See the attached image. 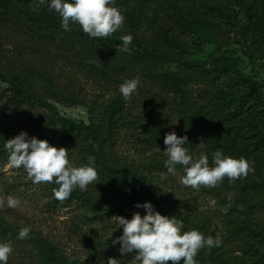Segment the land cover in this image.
Segmentation results:
<instances>
[{
    "label": "trees",
    "instance_id": "obj_1",
    "mask_svg": "<svg viewBox=\"0 0 264 264\" xmlns=\"http://www.w3.org/2000/svg\"><path fill=\"white\" fill-rule=\"evenodd\" d=\"M129 2L116 0L115 6L124 10L125 20L131 23L134 10L129 8ZM169 3L177 16L173 26L160 24L155 29L145 23L144 34L148 38L145 39L144 34L133 38L132 43L138 51L131 57L140 70L132 77L141 75L147 87L142 92L151 97L155 106L162 108L167 105L181 115L187 132L180 135L188 137L186 147L194 160L201 153L209 154L211 166L210 153L221 150L225 155L244 157L251 162L253 171L246 177L233 182L225 177L216 187H207L208 193L221 207L225 230L222 233L217 229L213 214L192 215L191 212L177 210V202L157 189L153 173L154 170H167L164 163L167 159L162 151H166L163 140L168 131L154 118L155 106L134 110L133 102L125 100L118 92L108 100H95L88 107L87 121H74L60 115L29 83L6 72L0 76L1 82L6 84L0 92V104L4 111L0 114L2 151H5L3 146L7 139L25 131L29 136L47 140L58 148L75 146L79 150V161H74V165L85 164L87 157L93 156L98 171L96 182L84 191L75 189L62 202L53 198L55 184H34L30 179L21 183L27 188L21 186L18 189L16 182L3 183L1 192L6 196L10 193L22 195L26 190L37 195L34 189L30 190L34 187L40 191L38 195L46 198L44 207L47 210L61 206L69 208L72 213L68 218L69 233L87 247L83 253L85 259L75 250L67 252L60 242L33 224L7 216L4 208L0 209V241H10L14 249L8 264H107L110 257L125 260L123 264H131L132 254L121 255L119 244L112 245L108 239L96 242L89 236V228L94 223L104 224L111 216L124 213L121 205L110 206L91 194L94 187L103 189L108 182L130 189L132 199L138 193L153 204L171 211V216L183 222L184 231L195 229L205 237L220 241L218 247L201 249V256L214 257L221 264H264V99L259 92L261 83L244 73L238 63L229 57H217L210 64L188 59L191 53L189 44L196 52H201L207 42H217L219 37L224 36L229 38L233 33V36H238L237 43L250 62L264 61V0H169ZM236 9L241 11L245 20L239 31ZM19 14L35 27L44 22L50 29H61L59 15L49 10L47 2L37 9L36 0H0V21L4 24L8 16ZM188 17L201 21H194L192 27L185 20ZM70 27L79 43H105L115 39L113 35L90 38L78 24H70ZM35 29L24 34L28 37L25 44L32 52L42 54L54 46V58H64L69 66H79L83 61L82 54L74 45L54 42L49 34H39ZM183 36L187 39L183 40ZM166 59L181 63L187 72L178 75L155 70V66ZM28 66L34 72V82H42L48 92L55 89L61 71L53 72L51 63ZM88 66L93 76L101 75V81H111L108 72L100 66L93 63ZM19 113L29 114L30 119L36 122L34 126L30 129L14 126L10 117ZM125 135H128L129 141L151 152L146 163L127 166L125 161L118 159L115 155L116 142ZM0 158L8 160V153L0 152ZM176 167L184 175L183 167ZM25 226L31 227L29 238L17 239L19 230ZM98 243L108 248L102 250Z\"/></svg>",
    "mask_w": 264,
    "mask_h": 264
},
{
    "label": "rangeland",
    "instance_id": "obj_2",
    "mask_svg": "<svg viewBox=\"0 0 264 264\" xmlns=\"http://www.w3.org/2000/svg\"><path fill=\"white\" fill-rule=\"evenodd\" d=\"M128 4L129 8L134 10L133 21L130 23L125 20L123 27L113 34L115 39L105 43H91L89 41H80L79 43L71 30L64 31L62 28L58 30L50 29L44 22H41L38 27H35L23 15L8 16L6 24L0 21V72H2L0 76L6 72L7 74L19 76L24 82L33 86L36 92L45 101L51 103L63 117L74 121H87L88 107L93 104L95 100H108L114 94L120 92V85L126 79L134 78L132 75L140 70L131 57L133 53L138 51L137 47L131 42L128 52L121 51L122 41L120 37L123 35H131L133 40L135 36L139 37L144 34L145 28L143 24L146 23L149 28L153 27L157 29V26L160 24L164 26H173L177 18L169 5V0H130ZM236 11L238 12L237 31H239V28L245 20L241 11H238V9H236ZM185 20L189 26L194 27L193 22L200 19L188 17L185 18ZM32 28H36L35 31L39 34H49L54 38L52 39L54 42H64L68 46L74 45L82 54L83 61L79 66H69L67 60L64 58H54V54H52V52H54V46H51L48 52H43L42 54L32 52V49L25 44L28 37L24 35L25 32L30 31ZM147 38L148 35H145V39ZM182 39L186 40L187 37L183 36ZM237 40L238 36H233V33H230L229 38L224 36L219 37L217 42H207L202 46L201 52H196L195 48L189 44L188 50H190L191 53L188 55V59H194L206 64H210L213 59L220 56L233 59L238 63L240 69L244 73L250 74L255 80L261 83L259 92L264 99V61L250 62L242 53ZM146 44L149 43L146 42ZM162 47H164V44ZM40 62L44 65L51 63L53 72L55 73L61 71L59 80L55 82L56 87L52 92L46 91L42 86V82H34L32 79L34 72L28 65H37L40 64ZM89 63L100 66L103 70L108 72L111 81H101V75L98 77L93 76V74L89 72ZM62 70H64L63 73ZM155 70L178 75H183L187 72V69L182 66L181 63L171 61V59H166L158 63L155 66ZM100 72L102 71L100 70ZM138 76H140V83L137 91L128 100L133 102V107L135 106L134 110H139L140 107H154L155 104L151 100V97L142 92V90L147 89V87L144 85L141 75ZM5 88L6 84L1 82L0 79V92ZM168 107L167 105H163L162 108L160 106H155V111L153 113L154 118L160 126L165 128L168 132L174 131L178 136L180 134H186L187 128L181 121V115H179L175 108L170 109ZM1 112L4 111L0 104V114ZM30 118L31 117L27 113H19L17 116H11L10 122L17 128L22 127V129H26L28 127V129H30L34 126V123H36ZM125 136L116 142L115 155L118 159L121 162L122 160L123 162L125 161L127 166H129L128 164L136 165L146 163L151 152L142 149L140 144L129 141L128 135ZM65 149L68 150L71 163L75 164L74 161H79V156H77L79 150L75 146H68L65 147ZM0 152L5 153L1 148ZM162 155L164 158L168 159L166 151H162ZM153 174H155V176H153V181L157 189L166 197L177 202V210L180 209L185 212H191L192 215L196 213L213 214V222L217 226V229L221 230L223 233L225 230V219L222 215L221 207L218 206L217 202L208 193L207 187L201 186L199 189H193L184 186L180 183L182 174L176 166L175 170L171 173L168 172V170L162 172L161 169L154 170ZM27 180L30 179L24 170H21V168H12L8 160L0 158L1 198L6 196L3 191L1 192L3 183H18L17 188L20 189L22 186L21 183L24 184ZM106 186L107 187L103 189L94 187V189L91 190V194L110 206L121 205L124 213L117 215L131 218L132 213L135 211L144 214L142 208L137 209L134 205L137 202L143 203L145 201H150L138 195L137 192L135 199H132L130 197L131 190L117 183L108 182ZM22 188L27 187L22 186ZM33 189L35 190L34 192H38L37 195L26 190L27 192H23L22 195L19 193H10L4 198L6 199L8 196H12L20 201V204L15 208H5L7 216L15 217L21 222L33 224L39 230L43 231L44 234L60 242L67 252L75 250L79 253V256L85 257L86 255L83 253L87 247L83 246L79 240L75 239L67 228L68 218L72 214L69 211L70 209L61 206L55 210H47L44 207L46 198L38 195L40 191H37L34 187L30 190ZM213 200L215 201L214 206L210 203ZM152 205L155 210L159 211L162 215L171 216V211H167L161 206L153 203ZM111 228L112 224L109 219L104 224L94 223L89 228V236L93 241L102 243L105 239H108ZM121 234L122 229H117L112 233L109 240L111 241ZM97 245H99V243ZM100 248L105 250L108 247L101 245ZM195 259L197 264H221L220 261L214 257L201 256L200 252H198ZM168 264H171V262H168ZM179 264H183V260H181Z\"/></svg>",
    "mask_w": 264,
    "mask_h": 264
},
{
    "label": "clouds",
    "instance_id": "obj_3",
    "mask_svg": "<svg viewBox=\"0 0 264 264\" xmlns=\"http://www.w3.org/2000/svg\"><path fill=\"white\" fill-rule=\"evenodd\" d=\"M46 2L49 10L59 15L64 31L71 30L70 24H78L90 38H108L125 22L124 10L115 6L116 0H36L37 9ZM120 39V50L128 52L132 36L123 35ZM139 83V77L126 79L119 88L122 97L130 99ZM163 142L168 156L165 168L171 173L176 165H181L184 175L180 177V183L186 187H216L225 177L233 182L253 171L251 162L244 157L228 156L221 150L210 153L211 166L209 154L201 153L194 160L186 147L188 137L178 136L174 131L166 133ZM3 148L8 153L9 165L15 169L23 168L34 184H55L57 187L52 195L61 202L67 200L75 189L84 191L98 179L95 157L88 156L87 163L76 166L70 162L67 149L29 136L25 131L7 139ZM210 203L215 205L214 200ZM19 204V199L12 196L0 198V209L15 208ZM134 207L142 208L144 214L135 211L131 218L112 216L109 219L112 228L108 234L109 240L113 232L122 229V234L112 239L111 244L120 245L121 255L132 254L131 264H168L169 261L179 264L181 260L183 264H197L195 257L201 249L219 246V240L205 237L198 230L184 231L181 220L174 215H162L151 202H137ZM30 232V226L22 227L16 238L27 239ZM13 251L10 241H0V264H8ZM123 261L110 257L107 264H123Z\"/></svg>",
    "mask_w": 264,
    "mask_h": 264
}]
</instances>
